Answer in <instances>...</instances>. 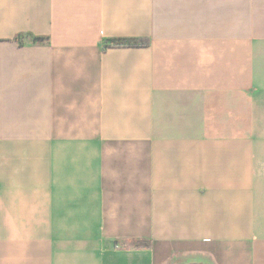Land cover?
<instances>
[{
    "label": "crops",
    "instance_id": "0c3cea01",
    "mask_svg": "<svg viewBox=\"0 0 264 264\" xmlns=\"http://www.w3.org/2000/svg\"><path fill=\"white\" fill-rule=\"evenodd\" d=\"M0 264H264V0H0Z\"/></svg>",
    "mask_w": 264,
    "mask_h": 264
},
{
    "label": "trees",
    "instance_id": "16d2710c",
    "mask_svg": "<svg viewBox=\"0 0 264 264\" xmlns=\"http://www.w3.org/2000/svg\"><path fill=\"white\" fill-rule=\"evenodd\" d=\"M147 39L140 38H113L106 41V47H131V46H145Z\"/></svg>",
    "mask_w": 264,
    "mask_h": 264
}]
</instances>
